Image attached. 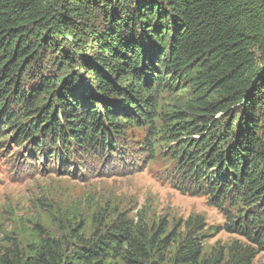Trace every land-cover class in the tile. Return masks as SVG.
I'll return each mask as SVG.
<instances>
[{
    "label": "trees",
    "instance_id": "obj_1",
    "mask_svg": "<svg viewBox=\"0 0 264 264\" xmlns=\"http://www.w3.org/2000/svg\"><path fill=\"white\" fill-rule=\"evenodd\" d=\"M164 93L184 96L167 117L177 187L220 208L243 201L238 230L264 246V0H0V131L33 156L86 165L123 155ZM197 227L177 263L219 261H200ZM171 240L119 215L93 241L48 237L1 264H105L111 253L160 264ZM249 256L237 248L230 260Z\"/></svg>",
    "mask_w": 264,
    "mask_h": 264
},
{
    "label": "rangeland",
    "instance_id": "obj_2",
    "mask_svg": "<svg viewBox=\"0 0 264 264\" xmlns=\"http://www.w3.org/2000/svg\"><path fill=\"white\" fill-rule=\"evenodd\" d=\"M183 99L180 93H164L152 128L134 125L128 131L123 159L113 152L110 159L89 155L86 165L81 159L76 165L45 162L26 145L20 147L10 129L0 131V264L7 254L32 257L48 237L67 248L81 240L93 241L119 215L174 239L163 254L155 255L160 264H179L178 243L194 221L200 261L220 257L215 264H233L232 252L240 248L250 253L247 264H264V246L238 230L246 213L243 201L223 205L224 209L206 194L177 187V143L167 117ZM146 137L149 146L142 151L137 141ZM105 264L127 263L111 253Z\"/></svg>",
    "mask_w": 264,
    "mask_h": 264
}]
</instances>
